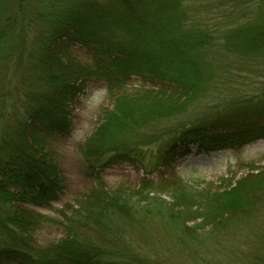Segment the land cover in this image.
<instances>
[{
	"label": "trees",
	"instance_id": "16d2710c",
	"mask_svg": "<svg viewBox=\"0 0 264 264\" xmlns=\"http://www.w3.org/2000/svg\"><path fill=\"white\" fill-rule=\"evenodd\" d=\"M18 15L0 13V57L13 53L6 42ZM42 19L47 27L33 59L42 89L25 94L20 117L0 135V264H165L146 248L153 240L143 233L153 219L162 222L168 244L184 249L198 230L229 229L264 206V169L229 188L212 192L179 185L143 201L121 189L100 188L64 213L59 240L33 246L30 234L40 220L23 204L46 207L60 199L64 179L48 146L52 138L70 135V106L83 93L84 80L102 82L115 98L104 123L81 149L95 180L118 164L151 175L187 156L195 145L221 151L264 139V89L244 91V82L231 85L233 94L223 103L189 122L159 126L171 125L205 92L211 76L221 75L224 64L206 61L205 72L197 56L215 39L234 41V55L242 61L257 57L264 68V0H76ZM63 45L81 46L91 63L72 62ZM132 79L158 90L126 96L122 92ZM141 125L160 131L140 138L134 132H141ZM129 133L135 136L126 138Z\"/></svg>",
	"mask_w": 264,
	"mask_h": 264
},
{
	"label": "rangeland",
	"instance_id": "374dc122",
	"mask_svg": "<svg viewBox=\"0 0 264 264\" xmlns=\"http://www.w3.org/2000/svg\"><path fill=\"white\" fill-rule=\"evenodd\" d=\"M73 1L76 0L0 2L1 14L19 13L13 27V35L6 42L7 51L13 52L9 55L11 58L0 57L2 62L0 65H3L0 67V93L4 96L0 98V135L3 131H9L10 127L14 126L15 119L20 117L25 94L31 90L42 89L40 73L35 69V61L33 62L39 47V34H42L43 29L47 27L42 14L57 9L64 10ZM190 6L192 9L193 6L189 4ZM215 36L219 38V34ZM233 46H236L234 41L221 42L215 39L209 48L197 54L201 61L200 66L205 72L208 71L204 64L206 61L207 64L216 65L220 62L224 64L222 76L220 74L211 76L212 82L210 85L206 84L208 87L205 88V92L197 95L181 114L175 115L170 121L171 125L165 126V123L159 125L160 128L164 126L161 129L169 128L174 124H185L197 113L205 112L208 107L223 103L227 96L233 94V86H231L233 84L241 85L244 82V91L264 89L262 61L257 57L240 60L238 55L233 54L236 50ZM62 48L72 62L81 65L91 63L90 55L81 46L63 45ZM210 74L207 73L206 76L209 77ZM226 74H229L227 78ZM223 76L226 78L225 83L222 80ZM84 84L83 93L70 106L69 118L72 126L70 135L54 137L48 146L50 160L64 179L59 201L46 207L23 204L40 220L30 234L31 244L35 247L43 248L59 240L63 236L60 223L64 213L69 215L71 210L77 208L80 200L90 196L96 189L102 188L107 192L121 189L133 194L134 200L143 201L148 194L163 197L170 189L179 185H187L194 189H211L212 192L229 188L249 172L257 173L264 169V139H260L241 148L221 151H206L196 145L191 146L187 156L179 158L171 166L151 175L144 174L136 166L118 164L99 172V179L95 180L81 156V149L94 131L104 123L106 113L114 106L115 98L109 96L102 82L88 79L84 80ZM143 89L158 90V86L140 79H132L122 93L129 96ZM153 130L160 131L153 126L150 129L141 125V132L134 133L141 138L145 132ZM135 135L129 133L126 138ZM11 192L16 194L13 190ZM136 193L138 195H135ZM144 230L143 235H150L153 240L147 243L149 246H146L151 252L149 253L165 264H264V206L248 219L230 226L229 229L210 231L208 226L204 230H198L192 238L194 240L186 244L184 249L178 248L177 244L175 248H173L174 244H168L166 238H163V224L158 219L149 222Z\"/></svg>",
	"mask_w": 264,
	"mask_h": 264
}]
</instances>
